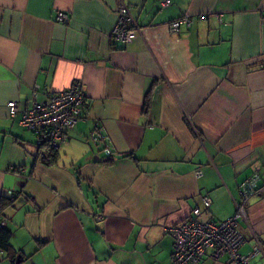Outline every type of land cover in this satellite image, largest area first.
<instances>
[{"label":"crops","instance_id":"crops-1","mask_svg":"<svg viewBox=\"0 0 264 264\" xmlns=\"http://www.w3.org/2000/svg\"><path fill=\"white\" fill-rule=\"evenodd\" d=\"M165 1L126 0L140 30L122 44L110 38L117 0H0V196L16 197L2 215L14 264H171L165 228L204 195L199 220L230 217L254 171L239 252L259 244L249 264H264V0ZM183 16L190 24L170 33ZM74 81L84 106L46 165L18 121L33 91L42 102ZM0 264H12L1 249Z\"/></svg>","mask_w":264,"mask_h":264},{"label":"built area","instance_id":"built-area-1","mask_svg":"<svg viewBox=\"0 0 264 264\" xmlns=\"http://www.w3.org/2000/svg\"><path fill=\"white\" fill-rule=\"evenodd\" d=\"M166 0L163 4H167ZM67 15L58 12L56 21L67 22ZM182 24L189 25L190 18L183 16L168 23L170 33H177ZM139 28L129 12L126 0H117L116 21L110 38L114 42L126 44L132 41ZM85 102V89L80 81H74L67 88L48 95L42 102L36 100L35 91L31 94V105L19 118V125L31 131L36 148L45 146L50 150H58L68 138V132L78 122ZM7 108L10 118L18 114L17 103L8 101ZM97 131L92 140H100ZM109 153V152H107ZM197 177L201 170L195 172ZM260 175L254 171L238 185L239 199L235 201L234 213L222 220H199L202 212L211 204L208 195L201 197V205L193 208L191 214L182 221L165 228V232L173 238L171 264H200L209 256L217 259L226 255L232 264H249L250 258L261 251L256 244L248 254H241L240 247L244 243L243 236L237 230L238 221L246 219L249 199L261 190ZM98 217V216H97ZM99 218V217H98ZM5 224L0 215V227Z\"/></svg>","mask_w":264,"mask_h":264},{"label":"trees","instance_id":"trees-1","mask_svg":"<svg viewBox=\"0 0 264 264\" xmlns=\"http://www.w3.org/2000/svg\"><path fill=\"white\" fill-rule=\"evenodd\" d=\"M145 107L147 108V102H145ZM36 156L37 158H39V160L42 163L46 165H51L57 162L58 151L50 150L45 146H40L37 149ZM15 198H16L15 195L11 197L0 196V215L1 216L4 214V211L6 209L10 207H14ZM10 238H11V232L7 228H5V225L1 226L0 227V249L7 254L10 262L14 264L15 255L10 245Z\"/></svg>","mask_w":264,"mask_h":264},{"label":"water","instance_id":"water-1","mask_svg":"<svg viewBox=\"0 0 264 264\" xmlns=\"http://www.w3.org/2000/svg\"><path fill=\"white\" fill-rule=\"evenodd\" d=\"M58 151V150H57Z\"/></svg>","mask_w":264,"mask_h":264}]
</instances>
